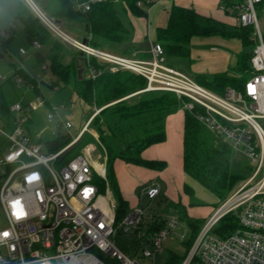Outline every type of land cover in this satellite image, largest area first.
Returning <instances> with one entry per match:
<instances>
[{
  "label": "built area",
  "instance_id": "built-area-1",
  "mask_svg": "<svg viewBox=\"0 0 264 264\" xmlns=\"http://www.w3.org/2000/svg\"><path fill=\"white\" fill-rule=\"evenodd\" d=\"M25 1L50 31L88 60L94 57L112 71L127 70L143 76L147 81L144 91L166 90L186 97L185 108L189 110L201 107L203 124L234 152L248 158L250 175H245L209 215L181 264H264V34L257 9L263 0H240L232 8L241 25L254 27L256 43L250 57L252 75L244 88L228 86L223 92L211 90L167 65L159 42L147 58L96 47L89 42L91 35L86 42L70 36L33 0ZM95 1L76 0L75 7L86 11ZM34 44L41 47L39 42ZM87 71L96 78L102 69L88 63ZM17 80L23 82L20 76ZM44 104L41 97L36 102L11 104L15 118L10 125L0 117V139L5 141L0 147V209L5 218V225L0 227V264H107L102 255L110 264L155 261L165 250L166 238L182 226L178 215L166 219V226L144 244L141 256L121 247L118 232L130 240L140 237L137 230L147 215L142 201L157 198L161 184L143 186L140 202L116 222L117 200L107 183L104 162L98 160L102 156L95 154L97 146L87 143L81 152L68 158L63 155L80 140L89 123L56 152L44 153L42 144L31 139L24 123L30 112ZM53 117L49 114V119ZM63 126L68 128L71 123ZM100 179L106 181L105 190ZM236 210L240 228L224 238L216 235L213 229L220 219ZM187 235L185 229L180 237Z\"/></svg>",
  "mask_w": 264,
  "mask_h": 264
},
{
  "label": "trees",
  "instance_id": "trees-1",
  "mask_svg": "<svg viewBox=\"0 0 264 264\" xmlns=\"http://www.w3.org/2000/svg\"><path fill=\"white\" fill-rule=\"evenodd\" d=\"M56 8L53 17L65 18L81 22L85 29V37L93 46L108 48L113 51L117 45L124 43L130 35V28L124 23L116 9L121 4L125 10L137 16H146V7L155 0H97L91 3V8L80 11L75 7L76 0H55ZM240 0H224L226 12ZM143 4V5H141ZM264 0L258 5L260 9ZM0 12H8L22 23L27 40L34 44L51 43L50 67L64 83H73L81 99L90 107H103L97 115H91L90 124L98 131L99 141L106 156V176L114 197L117 200L116 222H119L129 209V202L124 198L115 171V162L122 160L126 163L145 166L155 170L166 167L164 160L146 159L143 151L149 146L166 140V117L178 109H184V137H183V168L187 175L194 178L208 190L213 192L222 202L227 199L232 190L245 178L243 173L237 172L232 167L234 151L222 138L210 131L200 120L201 107L195 106L189 110L185 108L186 97H178L176 93L166 90L144 91L146 79L134 72L127 70L112 71L94 57L89 60L80 50L71 61L65 62L64 55L67 48L61 39H52L54 33L42 22L25 0H0ZM237 14V13H236ZM8 45L14 38L13 25L5 29L4 36ZM254 27L241 24L231 26L211 17L202 16L194 9L174 5L170 10L166 26L157 28V39L164 47L165 53L180 57H191V40L194 36L218 34L225 37L239 38L247 48L239 54L236 66L229 72L218 73L212 76L198 75L195 79L202 85L216 92H223L227 86L243 89L246 80L252 75L250 57L255 45ZM0 34V38L3 35ZM57 36V35H56ZM115 49V50H114ZM119 50V49H118ZM130 54L128 48L122 52ZM88 63L102 72L92 78L79 73L80 69L88 68ZM23 82L37 86L35 79L22 75L21 70H16ZM143 94L132 102L127 101V95L136 92ZM8 100L2 85H0V117L12 124L15 115L10 110ZM72 137L58 138L46 143L50 152H56L67 145ZM101 189L105 190L106 181L101 180ZM191 199V204H198L194 189L187 183L183 186ZM159 202L165 207L175 208L180 221L188 225V235L183 239L186 254L180 255L174 251L164 264H181L190 250L204 221L188 214L187 207H181L161 194ZM153 209V207H152ZM166 226L164 215L148 211L137 232L140 237L122 239V231L118 232L121 247L133 256H141L145 243L160 229ZM186 228V226H183ZM240 228L239 211H231L224 215L213 229L220 237H227Z\"/></svg>",
  "mask_w": 264,
  "mask_h": 264
},
{
  "label": "rangeland",
  "instance_id": "rangeland-1",
  "mask_svg": "<svg viewBox=\"0 0 264 264\" xmlns=\"http://www.w3.org/2000/svg\"><path fill=\"white\" fill-rule=\"evenodd\" d=\"M33 1L43 12H45L48 16L53 17V11L56 8L55 0ZM116 9L118 10L122 20L128 23V15L130 16V14H128V12H124V10H122V5L119 3L116 5ZM258 16L260 19V26L264 34V5L258 9ZM53 18L57 20V18ZM59 20L60 22H58V24L61 29L70 34V36L74 38L85 37L86 32L81 22L67 20L65 18H59ZM11 25H13L15 35L12 41L8 45H5V41L9 38L10 34L9 31L6 36L2 33H4L5 29L10 28ZM0 34L3 35V38H0V81L4 78L11 79L12 81V86L7 93L9 102L11 104L17 102L26 104L29 102H36L39 97L45 101L43 106L29 113V120L24 123L31 139L34 142L41 143L43 152L48 154L50 151L46 145L47 142L57 139L59 134L64 137H74L86 123H89L87 125V130L82 135L80 140L63 155L65 158H68L81 152L82 148L87 143H93L97 146L95 151L96 156H102L98 160L104 162L106 167V156L99 141L98 131L93 124H90L92 116L99 114L104 106L94 108L90 107L81 99L73 83L66 84L54 75L50 67L51 43L42 44L39 48L36 47L35 44H31L25 36L22 23L15 20L8 12H0ZM58 38L59 37L55 34L52 36V39ZM63 43L67 48V52L64 55V61L69 62L71 61V58L75 56L78 49L68 42L63 41ZM124 45H126L125 42L117 45L120 51H117L118 49H116V51L122 53V47H124ZM109 48L110 50L113 49L112 47ZM20 49H24L25 52H21ZM164 58L165 63L169 66L174 68H176V66L177 68H182L181 66H183V64L176 65L174 60L177 61L178 57H174V55L165 53ZM182 60L185 64L187 61L190 62V58H184ZM43 65L48 66L47 70L43 69ZM85 69L88 70V68ZM16 70H21L22 75L35 79L37 81V86H31L27 82H19L17 80L18 75H16ZM142 94L143 92L141 93L138 91L127 95L125 98H127V101L132 102L137 100ZM51 113H53L54 117L49 119V114ZM67 121L71 123V126L68 128L63 126V124ZM58 123L61 124L62 127L58 126ZM4 143V139L1 138L0 147H2ZM138 167L143 169V174L139 173ZM232 167L235 171L243 173L246 176L251 173L248 158L237 152H234L233 154ZM150 170L155 169L140 165L135 168V165L128 164L122 160L115 162V171L120 184L126 190L125 192L131 191V193L129 192L127 194L130 198L129 200L131 204H134L135 202L134 193H136L135 196H138V193L135 192L137 187H134L135 181L141 182V186L150 184L151 180L147 177V175L142 178V176L144 174H148ZM180 178H182V180H179L181 183H179V186H175V195H172V199L169 198V200L174 203H179L181 207H187L188 214L192 217L204 221L215 210V208L224 202H222L213 192L208 190L191 176L184 174V176ZM184 181L194 189L195 200L198 204H191L190 196L184 192V189L183 191L181 190ZM160 182L165 186V180L160 179ZM159 199L160 197H157L154 200L145 198L143 199L142 204L146 208L147 212L154 211L155 213L162 214L165 219L173 215H178L175 208L165 207L166 205L164 203L161 204ZM4 225L5 218L0 209V227ZM182 226H186V228H183ZM182 226L177 227L166 238L164 242L165 250L162 254L156 257L155 261L152 262V260L143 259L142 263L164 264L170 251H174L180 255H185L186 247L183 244V239H181L180 234H182L185 229L188 231L189 227L185 222L182 223ZM122 239H127V237ZM97 253L100 254L99 252ZM102 258L107 264H110L109 260L104 255H102Z\"/></svg>",
  "mask_w": 264,
  "mask_h": 264
},
{
  "label": "crops",
  "instance_id": "crops-1",
  "mask_svg": "<svg viewBox=\"0 0 264 264\" xmlns=\"http://www.w3.org/2000/svg\"><path fill=\"white\" fill-rule=\"evenodd\" d=\"M174 5L192 8L202 16L211 17L231 26L240 24L235 10L229 7V12H226L224 0H155L152 4L145 6L147 11L146 16L134 15L122 6V10L130 14V16L128 15V23H124H127L126 25L131 30L129 38L125 41L126 45L122 47V52L125 48H128L131 50V53H137L138 57H149L153 45L158 42L157 28L167 25L170 10ZM78 38L80 40L84 39L83 37ZM246 50L247 48L243 42L237 37H225L218 34L194 36L191 40L190 62L183 63L182 59L187 57L183 58L180 56H174L178 57L177 61L174 60V62L176 65L183 64L182 68H177V66L176 68L193 78L198 75L212 76L224 72L233 74L231 70L236 66L239 54H242ZM117 51H120V49ZM117 51L113 52L119 53ZM80 70H82V75L86 73L88 75L87 69L83 68ZM0 85H2L7 94L12 86V81L11 79L4 78L0 81ZM184 113V109H178L176 112L168 115L165 121L166 140L149 146L142 153L146 159L164 160L166 162L167 165L163 170H150L142 178L147 175L151 180L150 184L154 182L160 183L162 193L168 198L175 195V186H179V183H181L179 180H182L180 177L186 174L183 168ZM136 166L139 165H135V168ZM138 170L140 174L144 173L143 169L139 168ZM160 179L165 180V186L160 182ZM140 183L139 181H135L134 187L137 186L135 192L138 193V196H135L136 193H134L135 202L131 204L130 198L127 195L131 191L125 192L126 190L119 181L121 192L129 202V208L136 206L140 202L139 192L145 186H141ZM185 183L184 181L183 185Z\"/></svg>",
  "mask_w": 264,
  "mask_h": 264
},
{
  "label": "water",
  "instance_id": "water-1",
  "mask_svg": "<svg viewBox=\"0 0 264 264\" xmlns=\"http://www.w3.org/2000/svg\"><path fill=\"white\" fill-rule=\"evenodd\" d=\"M57 22H60V20H59V19H57ZM86 40H87V39H86V38H84V39H83V42H86ZM79 73H80V75H81V74H82V70H79Z\"/></svg>",
  "mask_w": 264,
  "mask_h": 264
}]
</instances>
